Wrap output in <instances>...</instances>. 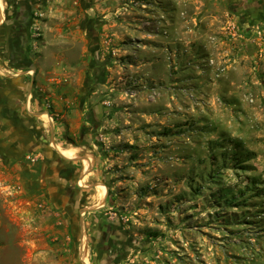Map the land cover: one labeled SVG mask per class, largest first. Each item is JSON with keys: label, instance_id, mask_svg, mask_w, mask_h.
Masks as SVG:
<instances>
[{"label": "rangeland", "instance_id": "374dc122", "mask_svg": "<svg viewBox=\"0 0 264 264\" xmlns=\"http://www.w3.org/2000/svg\"><path fill=\"white\" fill-rule=\"evenodd\" d=\"M31 18L90 175L70 216L0 165V264H264V0H35Z\"/></svg>", "mask_w": 264, "mask_h": 264}, {"label": "crops", "instance_id": "0c3cea01", "mask_svg": "<svg viewBox=\"0 0 264 264\" xmlns=\"http://www.w3.org/2000/svg\"><path fill=\"white\" fill-rule=\"evenodd\" d=\"M34 13L35 0H0V165L14 171V182L23 171L19 192L26 197L42 195L73 216L84 196L79 177L86 127L81 108L69 109L68 96L42 85L31 32ZM28 154L37 159L28 160Z\"/></svg>", "mask_w": 264, "mask_h": 264}, {"label": "bare ground", "instance_id": "6f19581e", "mask_svg": "<svg viewBox=\"0 0 264 264\" xmlns=\"http://www.w3.org/2000/svg\"><path fill=\"white\" fill-rule=\"evenodd\" d=\"M44 117H46V114H44ZM62 152L66 155H73L74 151L73 150H67L64 149L62 150ZM86 161V160H85ZM87 161H89V157H87ZM88 178V174H82V176L80 177V183L85 185V182L87 181ZM96 188V193L94 194V200L97 201L96 205H99L101 200H102V195H103V185L102 184H98Z\"/></svg>", "mask_w": 264, "mask_h": 264}, {"label": "built area", "instance_id": "2783aa9c", "mask_svg": "<svg viewBox=\"0 0 264 264\" xmlns=\"http://www.w3.org/2000/svg\"><path fill=\"white\" fill-rule=\"evenodd\" d=\"M26 158L31 161H35L37 159V155L28 154Z\"/></svg>", "mask_w": 264, "mask_h": 264}, {"label": "flooded vegetation", "instance_id": "af4514ba", "mask_svg": "<svg viewBox=\"0 0 264 264\" xmlns=\"http://www.w3.org/2000/svg\"><path fill=\"white\" fill-rule=\"evenodd\" d=\"M67 208V207H66ZM113 247V246H112Z\"/></svg>", "mask_w": 264, "mask_h": 264}]
</instances>
